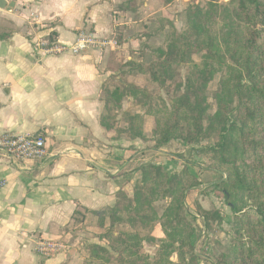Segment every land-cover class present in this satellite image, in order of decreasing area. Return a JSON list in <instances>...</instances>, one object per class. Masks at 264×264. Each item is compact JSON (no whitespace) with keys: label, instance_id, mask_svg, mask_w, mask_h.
<instances>
[{"label":"crops","instance_id":"1","mask_svg":"<svg viewBox=\"0 0 264 264\" xmlns=\"http://www.w3.org/2000/svg\"><path fill=\"white\" fill-rule=\"evenodd\" d=\"M6 2L15 6L11 12L0 10V134L39 135L47 156L17 162L0 153V264H83L82 232L100 233V214L121 195L133 197L139 166L158 164L174 175L183 167L162 153L169 148L149 146L152 118L147 113L143 141L100 125L103 86L125 84L118 73L131 58L122 57L136 49V41L128 38L116 51L106 45L76 56H45L37 50L39 42L71 45L82 30L113 44L118 28L137 23L131 11H115L117 0ZM130 101L119 104L117 119ZM189 195L205 209L195 190ZM45 240L66 248L43 258L34 246Z\"/></svg>","mask_w":264,"mask_h":264},{"label":"trees","instance_id":"2","mask_svg":"<svg viewBox=\"0 0 264 264\" xmlns=\"http://www.w3.org/2000/svg\"><path fill=\"white\" fill-rule=\"evenodd\" d=\"M162 1L170 4L173 0ZM203 1L190 0L181 32L165 22L168 33L151 49L156 61L132 64L167 99L158 94L153 105L147 90L129 86L125 91L123 85L106 83L100 125L107 131L114 129L117 136L145 140L144 113L127 110L119 119L116 114L124 97L143 98L152 107L153 149L174 140L187 145L208 141V167L226 175L215 188L234 214L231 244L217 264H264V0H230L228 5ZM181 68L185 77L176 83V71ZM218 74L221 80L211 113L208 87ZM138 170L133 197L121 195L112 209L98 217L100 228L104 220L109 222L101 236L108 248L87 244L84 264L102 257L114 264H198L191 248L193 229L186 218L185 201L188 191L199 183L185 172L169 175L158 164L144 163ZM162 201L167 204L158 215L154 205ZM197 208L206 227L221 223L220 210ZM119 222L127 230L113 239L111 228ZM157 225L164 237L155 246L152 230ZM144 244L154 247V254H145Z\"/></svg>","mask_w":264,"mask_h":264},{"label":"rangeland","instance_id":"3","mask_svg":"<svg viewBox=\"0 0 264 264\" xmlns=\"http://www.w3.org/2000/svg\"><path fill=\"white\" fill-rule=\"evenodd\" d=\"M198 1L200 3L204 2L203 0ZM229 1L230 0H219V3L228 5ZM143 2L145 3V0H117V2L113 4L115 6V11H120L121 13L131 11V16L134 18L133 21H137V23L133 22L128 27L123 26V28H118L114 36V44L111 46L110 49L116 51L121 41L128 38L132 39V41H136V49H128L126 51L127 55L122 57V60L125 62H127L128 58H131V60L127 64H121L122 67L120 69V72L118 73V76L120 80L125 83L123 84L125 91L129 88V86H135L141 90L149 91V97L151 99L150 102H152L154 105L157 103L156 95L160 94L161 97H163L164 99H167V96L163 91L158 92L152 85L147 82L145 77L140 75L138 71H135L134 65L141 63L144 64L152 60L156 61V57L151 53V49L161 44L165 35L168 33L169 28L165 24L166 21L173 23L174 28L177 32H181L183 30L185 24L184 13L185 9L190 3V0H173L170 4H167L162 0H149L147 7L143 6ZM164 5L168 6L166 7ZM128 42L130 41H127V43ZM184 77L185 70L181 68L180 70L176 71L175 82L177 83L181 81ZM220 80L221 74L216 75L208 87L209 104L212 107L211 113L215 112V103L213 98L215 93L219 90ZM111 84L115 86L116 83L111 82ZM117 84L119 83L117 82ZM128 98L131 99V106L127 110H130L134 114L144 113L146 115L147 113L150 118H152V107L147 106L143 98L133 100V98L126 96L123 98L121 103L123 101L128 102ZM135 107L137 108L135 109ZM150 124L152 125L153 129V118ZM122 128H125V126L122 125ZM145 136L146 135L144 134V139H146ZM150 141L151 143L149 146L152 147V130ZM180 142L181 141L178 140L169 142L162 148H169L170 151L162 153L170 157L176 158L181 163L183 168L180 173L175 175L180 176L182 175V173L185 172L199 183L198 186L188 191V195L185 201L186 218L193 229V234L191 236L192 252L196 257L198 264H217L218 257L222 254H225L231 244L234 223V214L231 212L229 204H227L222 198L220 191L215 188L219 180L221 178L225 179L226 175L222 171L216 172L208 167L210 161L207 156H205V150L210 145L208 141H203L196 145H187L181 142L184 148L178 145ZM156 150L159 149H155V151ZM189 168L193 169V175L189 172ZM200 186H204V188L202 189L200 188ZM194 190L198 196L202 197L199 198V202L201 201V204L202 202H204L203 205L205 209H203L196 200L191 201V199L189 198V194ZM166 204L167 201L155 203L154 207L158 215L161 214L162 208ZM197 207L205 211L220 210L222 212L221 214L223 218L221 223L219 225L215 223H210L206 227L204 224V219L198 212ZM216 207H219V209H216ZM246 212L249 213V215H251L252 217H255L254 211H252L251 209H247ZM103 224L104 228H101L100 233L95 234L91 231L82 232V234L85 236V243L83 244L81 250L83 251L84 259L88 255L85 249L88 240L96 239V244L108 248L107 240L101 238V236H105L104 232L106 231V229L109 228V222L107 220H104ZM111 229L112 233L109 235V237L115 239L117 237L118 232H124L127 230V226L123 224V222H119L114 225ZM152 236L157 241L155 245L157 246L164 237L160 225H157L152 230ZM244 241L247 243V239H244ZM109 252L113 254L111 251ZM143 252L145 254L152 255L154 254V247H150L147 244H144ZM113 255L116 256V254ZM170 260L172 262H175L176 257L172 256ZM91 264L114 263L110 262L109 260H105L102 257V259L96 260Z\"/></svg>","mask_w":264,"mask_h":264},{"label":"built area","instance_id":"4","mask_svg":"<svg viewBox=\"0 0 264 264\" xmlns=\"http://www.w3.org/2000/svg\"><path fill=\"white\" fill-rule=\"evenodd\" d=\"M98 39L89 31H79L75 35L73 44L65 45L58 42H39L37 50L45 56H59L69 54L76 56L89 50L110 44ZM0 153L10 161H37L43 160L47 156V149L44 139L39 135H10L0 134ZM3 184L0 183V186ZM65 245L56 240L39 241L35 244L34 250L43 258H50L65 250Z\"/></svg>","mask_w":264,"mask_h":264},{"label":"water","instance_id":"5","mask_svg":"<svg viewBox=\"0 0 264 264\" xmlns=\"http://www.w3.org/2000/svg\"><path fill=\"white\" fill-rule=\"evenodd\" d=\"M14 6V2H6V0H0V10H6L7 12H11ZM229 206L231 205L229 204Z\"/></svg>","mask_w":264,"mask_h":264}]
</instances>
